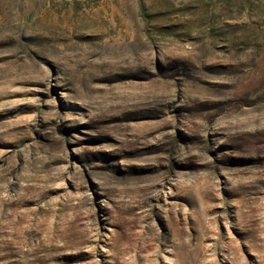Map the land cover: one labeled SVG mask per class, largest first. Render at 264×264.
Here are the masks:
<instances>
[{"label": "rangeland", "instance_id": "1", "mask_svg": "<svg viewBox=\"0 0 264 264\" xmlns=\"http://www.w3.org/2000/svg\"><path fill=\"white\" fill-rule=\"evenodd\" d=\"M0 264H264V0H0Z\"/></svg>", "mask_w": 264, "mask_h": 264}]
</instances>
